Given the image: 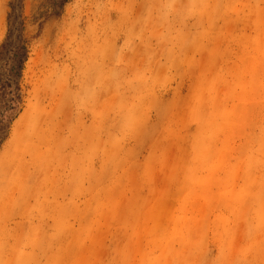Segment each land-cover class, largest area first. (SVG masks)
Returning a JSON list of instances; mask_svg holds the SVG:
<instances>
[{"label":"rangeland","instance_id":"1","mask_svg":"<svg viewBox=\"0 0 264 264\" xmlns=\"http://www.w3.org/2000/svg\"><path fill=\"white\" fill-rule=\"evenodd\" d=\"M21 55L0 264H264V0H0Z\"/></svg>","mask_w":264,"mask_h":264},{"label":"trees","instance_id":"2","mask_svg":"<svg viewBox=\"0 0 264 264\" xmlns=\"http://www.w3.org/2000/svg\"><path fill=\"white\" fill-rule=\"evenodd\" d=\"M24 54V53H23ZM21 55L17 62L14 63L15 73L6 76L0 83V142L6 136L9 126L20 109V86L15 78L18 75L17 70H21Z\"/></svg>","mask_w":264,"mask_h":264}]
</instances>
